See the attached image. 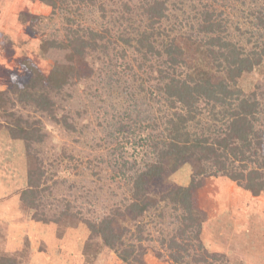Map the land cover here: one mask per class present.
Returning a JSON list of instances; mask_svg holds the SVG:
<instances>
[{
  "label": "trees",
  "instance_id": "16d2710c",
  "mask_svg": "<svg viewBox=\"0 0 264 264\" xmlns=\"http://www.w3.org/2000/svg\"><path fill=\"white\" fill-rule=\"evenodd\" d=\"M38 1L48 14L19 16L46 67L0 42L20 67L0 92V131L23 146L22 212L83 224L123 264L149 251L228 264L201 241L194 192L208 177L264 192V0ZM186 164L188 185L171 182Z\"/></svg>",
  "mask_w": 264,
  "mask_h": 264
},
{
  "label": "rangeland",
  "instance_id": "374dc122",
  "mask_svg": "<svg viewBox=\"0 0 264 264\" xmlns=\"http://www.w3.org/2000/svg\"><path fill=\"white\" fill-rule=\"evenodd\" d=\"M49 11L38 0H0V42L2 38L10 37L15 44L21 43L26 51L35 54L43 68L46 67L47 63L39 57L37 51L38 40L28 35V25L19 15H46ZM20 54L16 53L14 58L20 57ZM10 68L20 70L16 61H8L0 50V92L11 85ZM257 78L256 72L244 74L238 84L247 92ZM26 172L27 163L22 144L10 140L6 132L0 131L1 258L11 259L13 264H123L98 239L90 238L83 224L65 227L43 224L31 220L30 215L23 213L19 192L27 185ZM190 174L191 167L186 164L171 174L169 180L176 185L186 186ZM262 195H252L225 177H208L203 180L202 186L194 192V204L202 213L201 241L209 252L225 255L228 264H261L260 259L264 261ZM233 201L238 210L243 211L241 216L246 215V207L252 209L250 215L255 219L253 224L247 225L246 221L240 219L231 222L232 214L237 212L232 208ZM243 228H246L244 233ZM248 242L253 245L248 251L259 257L255 261H248L245 256L236 253L239 248H245ZM144 261L145 264H170L156 258L152 251L145 255Z\"/></svg>",
  "mask_w": 264,
  "mask_h": 264
},
{
  "label": "crops",
  "instance_id": "0c3cea01",
  "mask_svg": "<svg viewBox=\"0 0 264 264\" xmlns=\"http://www.w3.org/2000/svg\"><path fill=\"white\" fill-rule=\"evenodd\" d=\"M247 193V192H246ZM249 193V192H248ZM260 194H262V193H260ZM263 194H264V192H263ZM261 196V195H260ZM262 196H264V195H262ZM234 206L232 207V208H234L237 212L235 213V214H232V216H231V222L233 223V222H236L237 220H243V221H246L247 222V225H250L251 223L253 224V222H255V219H253L252 217H251V215H250V213H252V209L250 210V209H247V207L245 208L246 209V211H244L245 212V216H241V212L243 213V211H239L238 209V207H237V205L234 203V201H233V203H232ZM234 209H233V211H234ZM244 214V213H243ZM261 215V214H260ZM263 217H264V215H263ZM246 228H243V231H242V233H244V230H245ZM233 233H235L236 231H233V230H231ZM248 239V238H247ZM249 243V242H248ZM252 246L253 245H251L250 243L248 244V245H246V247L245 248H239L238 250H237V252L236 253H238V255H241V256H245L246 258H247V260L248 261H250V259H253L254 261L256 260V259H258L257 257H255V254H253V252H250V251H248V250H250V248H252ZM251 257V258H250ZM261 261V264H264V261L262 260V259H260Z\"/></svg>",
  "mask_w": 264,
  "mask_h": 264
}]
</instances>
